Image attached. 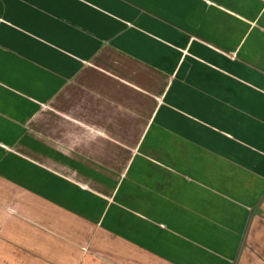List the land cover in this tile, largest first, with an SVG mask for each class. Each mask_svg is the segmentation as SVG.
Masks as SVG:
<instances>
[{
	"label": "crops",
	"instance_id": "obj_1",
	"mask_svg": "<svg viewBox=\"0 0 264 264\" xmlns=\"http://www.w3.org/2000/svg\"><path fill=\"white\" fill-rule=\"evenodd\" d=\"M0 264H264V0H0Z\"/></svg>",
	"mask_w": 264,
	"mask_h": 264
}]
</instances>
